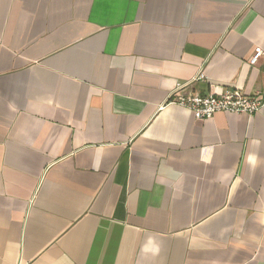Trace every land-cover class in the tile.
I'll list each match as a JSON object with an SVG mask.
<instances>
[{
	"label": "crops",
	"instance_id": "1",
	"mask_svg": "<svg viewBox=\"0 0 264 264\" xmlns=\"http://www.w3.org/2000/svg\"><path fill=\"white\" fill-rule=\"evenodd\" d=\"M257 47L264 0H0V264H264V104L168 103Z\"/></svg>",
	"mask_w": 264,
	"mask_h": 264
},
{
	"label": "built area",
	"instance_id": "2",
	"mask_svg": "<svg viewBox=\"0 0 264 264\" xmlns=\"http://www.w3.org/2000/svg\"><path fill=\"white\" fill-rule=\"evenodd\" d=\"M264 56V48L257 47L250 59V64L255 65ZM204 76L200 74V78ZM184 84H178L170 94L168 103L188 109L194 114L195 119L204 120L213 118L217 113L255 114L260 112L264 104V96L244 94L241 89L230 88L220 93L192 94L182 93Z\"/></svg>",
	"mask_w": 264,
	"mask_h": 264
}]
</instances>
